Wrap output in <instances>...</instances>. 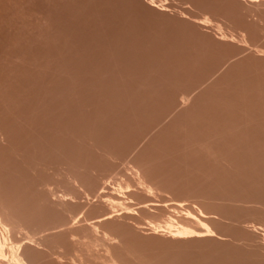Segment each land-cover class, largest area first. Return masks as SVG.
Listing matches in <instances>:
<instances>
[{
	"label": "rangeland",
	"instance_id": "374dc122",
	"mask_svg": "<svg viewBox=\"0 0 264 264\" xmlns=\"http://www.w3.org/2000/svg\"><path fill=\"white\" fill-rule=\"evenodd\" d=\"M2 211L33 264H264V0H0Z\"/></svg>",
	"mask_w": 264,
	"mask_h": 264
},
{
	"label": "bare ground",
	"instance_id": "6f19581e",
	"mask_svg": "<svg viewBox=\"0 0 264 264\" xmlns=\"http://www.w3.org/2000/svg\"><path fill=\"white\" fill-rule=\"evenodd\" d=\"M152 2V1H151ZM149 191V190H148ZM106 192V191H104ZM112 194V192H111ZM105 196V195H104ZM108 196V195H107ZM106 196V197H107ZM113 196V195H112ZM105 197V198H106ZM112 198H116V195ZM110 199V198H109ZM108 199V200H109ZM117 199V198H116ZM118 200V199H117ZM112 201V200H111ZM152 201V200H151ZM150 201V202H151ZM110 202V201H109ZM113 202V201H112ZM116 202V201H115ZM119 202V201H118ZM148 203V201H147ZM155 203V202H154ZM177 204V203H176ZM175 204V205H176ZM146 205V204H145ZM144 205V206H145ZM148 205V204H147ZM174 205V206H175ZM143 206V207H144ZM181 206V203H180ZM179 206V207H180ZM184 206V205H183ZM128 207V206H127ZM128 209V208H127ZM202 211V210H201ZM198 212V211H197ZM189 213V212H188ZM108 214H105V216L108 218ZM191 214V213H190ZM193 214V213H192ZM202 214V213H201ZM2 212H0V264H33L31 259H29V257L27 256V254L25 253V244L24 242H22L21 240H14L12 237V233H14L15 231L20 229V226L11 222V220L9 221V219H7V215ZM110 215V214H109ZM194 215V214H193ZM198 215V214H197ZM203 215V214H202ZM104 216V215H103ZM187 216V215H186ZM191 216V215H190ZM198 217V216H197ZM195 217V218H197ZM110 218V217H109ZM193 218V219H195ZM200 218V217H198ZM192 219V218H190ZM204 219V218H202ZM104 220V219H103ZM198 220V221H197ZM196 220V224L197 226L194 228L191 227H186V226H177L174 225V223H166V226L164 224L165 229H161V231H163V233L168 234L169 236L172 237H189V236H205V235H209L211 234L212 230L209 229L208 225L205 224V222L203 223L200 219ZM190 221V220H189ZM101 222V218H99L98 220L96 219L95 222H93V226L91 227L92 230H95V226L98 225ZM173 222V221H172ZM195 222V221H194ZM193 222V223H194ZM179 224V223H178ZM191 224V223H190ZM151 225H153L151 223ZM188 225V224H187ZM159 226V225H158ZM157 226L155 225L153 229H155V231H158L156 229ZM161 227V226H159ZM163 227V226H162ZM152 228V226H151ZM159 233V232H156ZM12 235V236H11ZM167 235V236H168ZM213 235V234H212ZM166 236V235H165ZM14 241H13V240ZM29 239V238H28ZM24 241V240H23ZM30 241V240H29ZM26 242V241H25ZM107 246V245H106ZM109 248H107V254H109ZM60 259V258H59ZM119 258L114 256H111L109 254V256L106 258V262L105 264H121V261L118 260ZM73 263V262H72ZM144 263V261H143ZM142 263V264H143ZM73 264H77L74 263ZM158 264V263H157Z\"/></svg>",
	"mask_w": 264,
	"mask_h": 264
}]
</instances>
